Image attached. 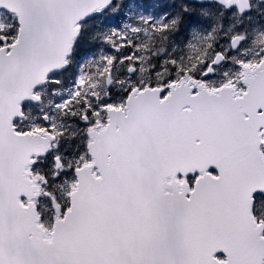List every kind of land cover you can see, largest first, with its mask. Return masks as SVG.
<instances>
[{
  "label": "snow or ice",
  "instance_id": "obj_1",
  "mask_svg": "<svg viewBox=\"0 0 264 264\" xmlns=\"http://www.w3.org/2000/svg\"><path fill=\"white\" fill-rule=\"evenodd\" d=\"M0 264H264V0H0Z\"/></svg>",
  "mask_w": 264,
  "mask_h": 264
}]
</instances>
